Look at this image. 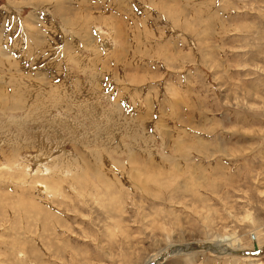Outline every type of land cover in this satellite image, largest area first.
Instances as JSON below:
<instances>
[{"label":"rangeland","instance_id":"374dc122","mask_svg":"<svg viewBox=\"0 0 264 264\" xmlns=\"http://www.w3.org/2000/svg\"><path fill=\"white\" fill-rule=\"evenodd\" d=\"M0 264H264V0H0Z\"/></svg>","mask_w":264,"mask_h":264},{"label":"bare ground","instance_id":"6f19581e","mask_svg":"<svg viewBox=\"0 0 264 264\" xmlns=\"http://www.w3.org/2000/svg\"><path fill=\"white\" fill-rule=\"evenodd\" d=\"M12 44V43H11ZM10 48V47H9ZM14 48V47H13ZM75 59V58H74ZM20 79V78H19ZM18 79V80H19ZM24 79V78H23ZM11 80V79H10ZM17 80V81H18ZM22 80V79H21ZM29 83H30V81L29 80H27ZM19 82V81H18ZM19 84V83H18ZM21 85H23V84H21ZM20 87V86H19ZM15 88V87H14ZM18 89V88H17ZM16 90V89H15ZM28 91V90H27ZM27 93V92H26ZM28 96V97H27ZM26 97L27 98H25L24 99V102L25 101H29L30 100V94L29 95H26ZM15 101H17V97H16V100ZM17 105V104H16ZM94 122V121H93ZM28 145V144H27ZM127 151V150H126ZM39 188V187H38ZM208 243V242H207ZM208 244H210V243H208ZM214 245V244H213ZM213 245H210V246H213ZM210 246H208V245H205V247H207V249H211V248H209ZM215 246V245H214ZM218 246V245H217ZM221 246V245H220ZM219 247V246H218ZM186 248V247H185ZM188 248H189V246H188ZM221 248V247H220ZM184 249V248H183ZM190 249H193V247H191ZM216 249H217V247H216ZM222 249V248H221ZM223 249H225V248H223ZM174 250H175V248H174ZM177 250H180L179 248L177 249ZM187 250V249H186ZM172 252V251H171ZM177 252V251H176ZM222 253V252H221Z\"/></svg>","mask_w":264,"mask_h":264}]
</instances>
